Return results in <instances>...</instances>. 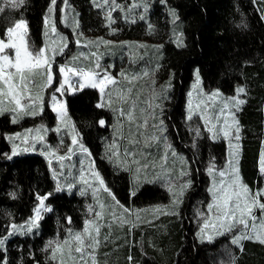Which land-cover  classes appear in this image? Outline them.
Wrapping results in <instances>:
<instances>
[{
	"label": "trees",
	"instance_id": "1",
	"mask_svg": "<svg viewBox=\"0 0 264 264\" xmlns=\"http://www.w3.org/2000/svg\"><path fill=\"white\" fill-rule=\"evenodd\" d=\"M70 2L79 13L83 30L93 34L108 33L105 17L92 0ZM49 3L50 0H26L19 9L6 8L0 13V34L4 36L5 29L15 19L23 17L28 22L29 42L41 45ZM151 5L153 8L150 10L149 7L145 21L138 20L134 25L128 22L118 36L147 38L153 33L160 41L165 53V73L173 72L169 102L163 110L167 133L176 148L187 154L193 182L179 212L162 214L151 222L142 223L145 227L144 250L150 256L143 253L138 256L142 258V264H217L218 257L230 263L232 256L235 257L234 264H264V244L255 240H242L241 250L239 246H233L227 236L214 244L202 242L195 235L196 222L200 221L198 209H204L210 202L207 165H223L226 147L224 140H212L207 133L194 145L196 137L185 111L187 91L196 68L202 85L208 90L219 88L232 94L238 84L246 88L243 95L246 103L238 112L241 129L239 171L253 192L262 182L259 157L264 143V0H167L166 5L160 0H151ZM173 11L178 17L175 23L170 14ZM149 22L154 26L151 33ZM134 30L140 33L135 34ZM178 40L182 47L177 46ZM66 96L75 128L117 200L132 206L168 201V191L157 183H145L133 195L129 172L107 157L106 139L112 134L113 118L109 109L96 107L98 92L85 88L75 94L66 93ZM55 115L47 105L42 115L25 118L17 124L11 123L7 114L0 116V237L6 235V226L23 223L33 215L37 195L53 193L47 199L53 211L43 214L41 232L13 236L7 241L9 264H21V261L23 264H58L50 259L51 251L45 250L48 240L57 236L65 238L69 229H81L84 225L86 199L77 193L54 190L52 165L47 158L42 154H25L8 159L5 155L10 149L7 133L42 119L51 125ZM101 119L105 126L98 124ZM12 193L15 198L10 195ZM68 217H71V223L67 222ZM118 236V230H113V238H108L110 244L103 251L104 259L108 249L114 253L121 247ZM129 247H125V254ZM224 252L228 256L224 257Z\"/></svg>",
	"mask_w": 264,
	"mask_h": 264
},
{
	"label": "rangeland",
	"instance_id": "2",
	"mask_svg": "<svg viewBox=\"0 0 264 264\" xmlns=\"http://www.w3.org/2000/svg\"><path fill=\"white\" fill-rule=\"evenodd\" d=\"M154 1L155 0H153V2ZM58 2H60V0H58ZM68 2L70 5L69 9L67 10V15L70 17L68 22L64 23L61 21L60 17L63 15L62 13H57L55 17V25L58 34L51 32V25H48L47 28L45 25L43 31V41H41L42 44L38 46L32 44L31 42H29V35L27 34V36L25 37L27 46L30 50H39L41 48H46L47 54L51 56L53 49L58 50L64 43H67V48H65L63 54L59 53V51H57V53L55 54V59L53 62V72L55 75V79L53 81V84L56 87L59 86V81H57L56 79L58 78V75V79L60 80L59 66L63 65L77 69L82 68L85 71H89L94 69L95 64L98 61L101 65V69H107L108 73L116 78V86L109 85L108 88L105 89V92L110 91L111 95V107L105 108L111 111L113 118L111 126L112 134L110 138L106 139L107 149L105 151L107 157H109L110 154L109 145H112L113 141H115L117 155L111 161L113 162V164L129 172L128 175H130L131 179L130 188H132V193L136 192L143 184L148 183L141 182L137 184L135 172V169L140 168L141 165H147L146 168H141L140 180L143 181L144 177L146 176L148 181H152V184L157 183L162 187L166 188L169 193L168 201L143 206L125 205L119 201V203L123 205L124 209H129V212L125 213L122 209L115 207L114 201L112 200V197L108 194L107 191L98 190L96 196H93L92 188L90 187V185H94L97 189H100V185L96 183L97 178L93 175V172H98L99 176L103 179L104 184L106 186L107 184L104 180L101 171L96 167V164H94L95 162L93 161L91 152H89L90 150L86 146V144L83 142L84 147L87 149V154L82 153L79 147L74 146L72 144V137L73 135H75V133L72 131V126L74 125V122L72 121V118L68 111V105L66 103V94L63 95V97L57 94V100H63V102L66 104L67 119L63 123H61L57 114L52 110L51 96L54 89L53 87L46 86V81L43 74H38L34 77L36 83L34 87L30 85V94L34 97L39 95L40 97H42L43 100L42 111L40 108H37V112L39 114L36 116L38 117L42 115L45 111L46 106L48 105L53 111V113L56 114L54 122L50 125L47 120L42 119L39 122H36L35 124L28 125L26 126V128L24 127L23 129H20L19 131L7 133L6 139L9 135H14L16 133L24 134L25 130L27 129L33 130L28 135V140L26 143L23 140V135L21 139L15 141L17 145V155H12L11 142H8L10 143V149L6 152L5 155L7 158L11 156V159H13L17 156L25 154H42L45 158H47L50 164L52 165V174L53 170L55 169L59 179V183L61 185H66L69 182L75 184V187L72 189L71 193L67 191L66 187L65 190L61 192H66L68 194L77 193L78 195H80V190H86L85 195H80L86 199L85 220L95 219L94 212H89L88 210L89 205L93 206L94 211H101L100 204L104 205L102 218L98 220V223L101 225V227L98 237L100 244L99 247L95 250L96 264H142V258H140L138 254L143 253L146 256H150V254L146 250H144L145 227H143L142 223L151 222L157 216H161L162 214H172L175 212H179V210L183 207L185 199L184 197L186 196L187 191L190 189V187L185 191L182 197H178L174 195V193H179V186L181 183L188 180L191 181V184L193 182L190 175L191 167L189 161H187V154L176 148L175 144L168 136L165 124L166 120L164 117L163 110H165L169 102L168 98L170 90L172 88L171 78L173 77V72L168 71L167 73H165V70L163 68L165 53L161 49L163 47L161 46L160 41L156 40V34H148L149 36H147V38H143V36H118V34L124 29V25L130 22L131 19L134 17L137 18L138 21L139 14L143 13V7L136 8L133 12L129 14V21L126 22L123 17L125 15V12H127V7L131 6L133 3L143 4L144 2H147L148 9L150 7L151 10V8H153V6L151 5V0H116V3L125 6V12H112V17L116 22L111 27L108 26V21L105 18V24L108 27V33L101 34L88 33L83 30V28H81L82 26L77 9L70 2V0H68ZM97 2L99 3L100 0H97ZM0 6L7 8L5 4H0ZM61 7H63L62 3ZM107 11V8L101 10L104 17H106ZM147 14V12L144 13L145 17ZM21 18L23 17H18L15 20ZM73 19H78L79 21V29L77 30V33L73 32V27L75 26L73 23ZM13 24L14 22L10 26H13ZM132 24L134 25L135 23ZM93 29H95V27H93ZM113 29H116V31L113 32ZM134 31L135 34L140 33L139 30ZM78 33H82V35H79ZM2 36L3 35L0 34V39H6L5 35L3 37ZM61 37H65L66 40L62 41ZM101 38L104 41H109L111 43L106 45L101 43H89L97 42ZM10 55H14V53H10ZM136 55L137 57H140L137 58ZM73 57H77V59L73 60ZM197 71L199 72L198 68H196L193 72L194 78L191 81V84L189 85L187 91V101L185 106L187 122L191 124V129L200 130V135L198 137L195 133L193 134L194 138L196 137V139L194 140V145L199 139L204 136V133H207V135L212 139V132H210L208 128L211 127V125L217 124V121L216 119H214V117L219 115L220 109L224 106L225 99L232 98L236 95V89L232 94H226L219 88H213L211 90L206 89L204 85H202L203 82L200 73L199 86L198 88L194 87L197 85ZM145 72H148L147 76L144 75ZM121 73H124V76H121ZM69 76L73 81L78 79V77H72L71 73H69ZM133 77H135V79H133ZM152 81H155L154 85ZM239 86L243 85L238 84L236 88ZM92 89L98 92L99 101L97 102H101V93L99 89ZM217 90L221 95L210 100L208 98L209 94ZM67 93L75 94L77 92L69 91ZM243 95L244 94H241L240 99H244ZM133 102L135 103V108H132ZM157 105H159V107H157ZM121 109L125 113L124 116H120ZM190 109L192 113V118L189 120L188 116L190 113ZM129 112L132 113V120L128 119ZM238 112L239 111L235 113V119L237 121L239 120ZM36 116H26L21 119L19 123L23 122L25 118H35ZM224 116H228L227 110L225 111ZM153 117L155 118L153 119ZM9 118L11 120V117ZM223 118L224 117H221V124L223 123ZM144 119L148 120V127L142 126V122ZM160 120H163L164 127L166 129V131L163 133L166 139L156 141L153 140L152 137L159 135L160 133L155 127H153V125L159 124ZM228 123H232L231 117H228ZM58 125L60 130L55 131ZM138 125H141V127L138 128ZM37 129L41 130L36 131ZM230 132H232L233 135H231L229 138H224L222 133H220L216 139H212H222L225 141L226 156L223 165L217 166L214 164L215 175H211L208 172L209 167L213 164L210 163L207 165L206 172L210 177L208 190L213 187L214 181H219V171H226L230 173L231 169L229 168V162L233 159V153H238L235 159L238 161L236 167L238 168L239 179L243 182V184L247 185L246 183H244L239 171V157L241 154V134L239 133V140L237 141L234 135V128L230 129ZM39 136H43L44 140L40 141L38 139ZM33 138L37 139H35L34 141ZM134 140L140 141L139 146H134L132 144V141ZM237 144L239 145L238 149L235 147H230V145L235 146ZM169 146L171 147L169 148ZM26 148L28 150L24 151V149ZM69 148L73 149L71 153L69 152ZM125 148H127L129 151H134L136 153L135 160L139 161L138 164H132L133 158L126 157L124 155ZM52 153H55V155H53ZM262 156H264V143L259 157V170L260 175L262 176V182L258 187L255 188L253 193L257 192L258 190H264V172L261 171L260 163ZM59 157H65V159L61 161L60 159H58ZM61 163L64 165L63 168H61ZM81 170H83L84 180L88 182L87 184L83 183V181H80ZM61 171L64 173L63 176H59V173ZM182 173H187V175H182ZM58 179H55V189L57 187ZM169 181H171L172 183L169 184ZM107 188L109 189L108 186ZM109 190L111 191L112 195H114L113 191L111 189ZM209 194V203H212L213 197L210 191ZM177 199H179L181 202L174 203V201H176ZM47 203L48 202L46 200L45 204L51 206ZM198 210L200 213V216H198V218H200V221L196 222L197 232L195 235L202 242L208 241V235H212L214 237V239L211 241V243L213 242L214 244H216L217 241L219 242V240L225 236H227L228 241L231 242L234 236L240 235L241 231H243L242 229H234L232 232L224 236H216L215 232L209 229L205 233L201 234L200 230L204 224V219L201 214H209L206 211L207 206L204 209L200 207V209ZM113 212H115L116 217H123L127 221H130V223H119L118 220L113 217ZM137 214H139V219H137ZM253 214L257 217L258 222L261 218H264V212L260 211L259 209H254ZM209 218L212 220V222H215L214 216H209ZM20 224H24V222ZM159 224L160 223H158V225ZM40 228L41 226H39L38 229L33 230L32 234H39L41 232ZM83 228L84 225L81 229H72V231L81 232ZM127 228L129 229V231L126 230ZM113 230H118L119 236L117 240L121 244V247L114 250V253L113 251L108 249L104 259L103 251L104 248L109 246L110 244V240L108 238H113L111 237V233L113 232ZM67 236L68 233L65 238ZM65 238H60L59 236H57L48 241L62 242ZM126 246L130 247L127 253L125 254L124 249ZM233 246L236 247L237 245ZM66 251L67 250L65 248V253ZM49 253L51 256V252ZM223 254L224 257L228 256L227 252H224ZM129 256L132 257L131 261L128 259ZM60 259H64L65 264H73V259L68 258L67 255L61 257V255L58 253L56 261L58 262ZM75 261L76 264H78V255L75 256ZM227 261H224V264H231V262L226 263ZM89 264H91V262H89ZM217 264L223 263L219 262Z\"/></svg>",
	"mask_w": 264,
	"mask_h": 264
},
{
	"label": "snow or ice",
	"instance_id": "3",
	"mask_svg": "<svg viewBox=\"0 0 264 264\" xmlns=\"http://www.w3.org/2000/svg\"><path fill=\"white\" fill-rule=\"evenodd\" d=\"M95 7L98 9L107 8L106 19L108 21V26L111 27L115 24V20L112 17V12L120 11L125 12V6L116 3V0H100L98 3L97 0H92ZM162 4H167V0H160ZM61 3L63 7H61ZM0 4H5L7 8H11L13 10L19 9L21 6L26 4V0H0ZM70 5L68 0H50L49 7L45 14V25L46 28L48 25H51V32L57 33V28L55 25V17L57 13H62L63 15L60 17L61 21L67 23L70 17L67 15V10ZM143 7V13L139 14L138 19L140 21H145L146 17L144 13L148 10L147 2L143 4L133 3L131 6L127 7V12L123 19L128 22L129 14L133 12L136 8ZM6 11V7L0 6V13H4ZM174 19L173 23L176 22L178 17L175 12L170 13ZM131 23H136L137 18H132ZM74 27L73 32L77 33L79 29V21L78 19H73ZM116 29H113L115 32ZM148 31L151 33L154 31V26L149 22L148 23ZM28 34V22L21 18L14 21L13 26L7 27L5 29L4 35L6 39H0V116L9 115L11 117V123H19L21 119L26 116H36L39 113L37 112V108H40L42 111L43 100L39 95L32 96L30 94L31 88L35 86L34 77L38 74H43L46 86L53 87V92L51 96V106L52 110L57 114L61 123H63L67 119V110L66 104L63 100H57V94L63 97L67 92H79L85 88H98L101 93V102H99L96 107L104 108L111 107V95L110 91L105 92V89L108 88L109 85L116 86L117 80L115 77L111 76L107 69H101V65L97 61L94 69L85 71L82 68H72L66 65L59 66V86L56 87L53 84L55 79V75L53 72V62L55 59V54L57 51L63 54L65 48H67V43H64L58 50L53 49L52 55L49 56L47 54L46 48H41L39 50L32 49L30 50L26 44L25 37ZM47 34V33H46ZM58 34V33H57ZM82 35V33H78ZM61 40H66L65 37H61ZM78 43V41H77ZM91 43H101V44H109L111 42L104 41L102 38L97 42H89ZM177 46L182 47L183 44L181 41H177ZM10 53H14V55H10ZM95 55V54H93ZM77 59V57H73V60ZM71 73L72 77H78L77 80L73 81L69 76ZM145 76L148 75V72L144 73ZM197 85L199 86V73L197 71ZM121 76H124V73H121ZM135 79V77H133ZM131 82V81H130ZM153 85L155 81H152ZM170 86V85H169ZM163 91V90H162ZM246 93V88L243 86H239L236 88V95L232 98H227L224 101V106L220 109L219 115L215 116L217 124L211 125L208 128L210 132H212V139H216L217 136L222 133L224 138H229L233 135L230 132V129L234 128L235 139L239 140L240 126L239 122L235 119V113L240 110L241 106L246 103L244 99H240L241 94ZM191 95V94H190ZM221 94L219 91H214L209 94V99H213L215 97H219ZM107 98V99H106ZM39 102V103H38ZM159 107V105H157ZM132 108H135V103L133 102ZM227 110L228 116H224L225 111ZM125 113L121 109L120 116H124ZM221 117L223 118V123L221 124ZM228 117H231L232 123H228ZM155 117H153L154 119ZM192 118V113L190 109V113L188 119ZM128 119L132 120V113H128ZM100 126H105V121L103 119L98 121ZM219 125V127H218ZM143 127H148L149 122L147 119H144L142 122ZM138 128L141 125L137 126ZM160 133L159 135L153 136L152 139L159 141L166 139L163 133L166 131L164 127L163 120L159 121V124L153 125ZM41 129H37L36 131H40ZM59 125L55 129V131H59ZM32 129L25 130L24 134L16 133L14 135L7 136V140L12 143V155H17V145L15 143L16 140L21 139L23 135V140L26 143L28 140V135L32 132ZM72 131L75 133L72 137V144L74 146L79 147L82 153L87 154V149L83 144V137L80 136L79 132L76 131L75 126H72ZM196 136L200 135L199 129L193 130ZM34 141L37 138H33ZM38 139L40 141L44 140L43 136H39ZM62 143V141H61ZM134 146H139L140 141L134 140L132 141ZM34 147V143H33ZM171 146H169L170 148ZM238 149L239 145L231 146ZM28 149H24L27 151ZM109 159L113 160L117 155L116 142L113 141L112 145H109ZM73 151L72 148H69V152ZM55 155V153H52ZM174 154V153H173ZM124 155L126 157H132V164H138L139 161L135 160L136 153L134 151H129L127 148L124 149ZM233 159L229 162V168L231 169L230 173L226 171H219L218 175L220 177L219 181H214L213 187L209 189L212 194L213 202L207 205V213L209 215H204V224L201 227V234L205 233L209 229L215 232L216 236H224L227 233L232 232L234 229H242L240 235L234 236L231 240L233 245H237L242 250V240H255L261 244H264V218H261L259 222L257 221V217L253 214L254 209H259L264 212V190H258L253 193L249 187L243 184L240 181L238 176V168L236 164L238 161L235 159L238 153H233ZM11 159V156L8 157ZM61 161L65 159V157H59ZM261 171L264 172V156L261 158ZM64 165L61 163V168ZM147 165H141L140 168H136V183L139 184L141 182L151 183L152 181H148L147 177H144V180H140V172L141 168H146ZM131 170V169H129ZM209 174L215 175L214 164L208 169ZM64 173L61 171L59 176H63ZM93 175L97 178L96 183L100 185V189H97L94 185H90L92 188V194L95 197L98 190L107 191L108 194L112 197L114 201V205L117 208L123 210V212H129V209H124L123 205L116 200L115 196L112 195L111 191L104 184L103 179L99 176L98 172H93ZM182 175H187V173H182ZM53 176L55 179H58L56 170H53ZM227 177V178H226ZM80 181L87 184L88 182L84 180L83 170H81ZM172 182L169 181V184ZM191 186V181H185L180 184L179 193H174V195L178 197H182L185 191ZM65 187L69 193L72 192V189L75 187L74 183H67L66 185H61L57 183V187L55 189L56 192H61L65 190ZM171 190V189H170ZM80 195H85L86 190L82 189L79 192ZM13 198H15V193L10 194ZM53 195V193H48L46 195L40 196L37 195L38 203L32 209L33 215L28 218L24 222V224H15L11 223L6 226V235L0 237V264H9L7 259V241L10 237L17 235H28L33 232V230L38 229L40 226V221L43 220L45 213L52 212L53 209L51 206L45 204V201L49 198V196ZM135 195V192H133ZM181 202L179 199L174 201V203ZM101 211H94L92 205L88 206L89 212H94L95 219H86L84 221V228L81 232H73L71 229L68 230V236L62 241H49L45 246V250L51 251L50 259L53 261L57 260V254L59 253L61 257L67 255L68 258L73 259V264H76L75 256H79L78 264H96L95 250L99 247V232L101 225L98 223V220L102 218L104 205L100 204ZM8 215H11L10 213ZM209 216H214L215 222L209 218ZM113 217L118 220L119 223H130L123 217H116L115 212H113ZM137 219H139V214H137ZM67 222L71 223V217L67 218ZM250 230V234H249ZM214 239L212 235L207 236V240L211 242ZM66 248V253H65ZM34 258V257H33ZM128 259L131 261L132 257L129 256ZM235 257H231V264H234ZM23 264V261H21ZM39 264V262H37ZM58 264H65L64 259H60Z\"/></svg>",
	"mask_w": 264,
	"mask_h": 264
},
{
	"label": "crops",
	"instance_id": "4",
	"mask_svg": "<svg viewBox=\"0 0 264 264\" xmlns=\"http://www.w3.org/2000/svg\"><path fill=\"white\" fill-rule=\"evenodd\" d=\"M217 260H218L217 263L222 262V263L224 264V262H223L224 260H223V259H221V258L219 259V258H218Z\"/></svg>",
	"mask_w": 264,
	"mask_h": 264
}]
</instances>
